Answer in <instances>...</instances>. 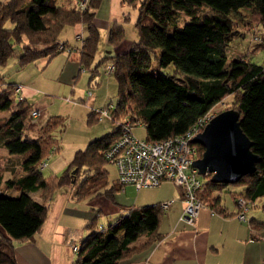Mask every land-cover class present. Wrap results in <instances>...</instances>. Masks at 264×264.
I'll return each instance as SVG.
<instances>
[{"label":"trees","instance_id":"trees-1","mask_svg":"<svg viewBox=\"0 0 264 264\" xmlns=\"http://www.w3.org/2000/svg\"><path fill=\"white\" fill-rule=\"evenodd\" d=\"M122 1L137 7V37L127 50L102 57L108 59L107 65L114 63L112 72H106L117 81L118 98L107 114L116 126L90 139L84 149L76 150L59 171L45 174L39 161L54 145L52 154L58 149L54 129L62 124V116L49 115L37 136L28 135L25 128L32 105L15 97L14 85L0 71V111H8L0 122L3 145L11 153L23 154L20 176L12 169L11 175L4 177L5 166L0 167V264H18L15 240L29 238L41 226L47 215L46 201L59 187L76 182L74 194L81 197L108 183L104 150L119 136L126 118L133 125L141 120L147 138L162 139L186 131L216 102L231 95V107L239 110L240 125L251 139V149L259 154L255 170L242 174L234 183L241 186L238 195L251 202L264 194V62L226 52V45L241 31L229 11L239 8L250 11L255 22L247 29L264 47V37L256 31L258 24L264 25V0ZM100 2L84 0L80 5L78 0V6H74L63 0H0V64L15 53L17 67L43 56L49 60L58 51L68 53L73 46L61 39L60 32L66 25L81 23L83 32L78 33L81 39L76 47L78 60L89 67L98 48L100 34L93 18ZM201 6L209 10L197 12ZM122 18L108 29L107 39L111 43L124 36L123 21L129 14ZM169 64L170 72L155 70ZM195 143L200 155L203 145ZM112 181H117L119 187L124 184L118 179ZM202 181L205 204L211 200L221 210L219 195H211V190L227 182L210 177ZM14 185L18 192H7ZM32 190H38L40 200L29 193ZM158 203L130 205L125 214L102 227L95 226L96 216L91 217L86 223L90 230L81 238L71 264H119L121 258L148 245L160 235L157 226L163 208ZM248 221L254 232L264 227V218L252 216ZM141 233L148 236L134 244Z\"/></svg>","mask_w":264,"mask_h":264},{"label":"crops","instance_id":"crops-1","mask_svg":"<svg viewBox=\"0 0 264 264\" xmlns=\"http://www.w3.org/2000/svg\"><path fill=\"white\" fill-rule=\"evenodd\" d=\"M63 1L68 5L78 6V0ZM103 1L101 0V2ZM114 1L123 2L122 0ZM106 2L107 8L110 9L108 10L109 14L99 17L97 7L93 21L97 26L104 22V25H107L108 33V29L114 21H122L125 10H111L110 3L113 0H106ZM72 25L73 27L69 28L71 29V39L61 37L62 40H66L70 46H73L68 53L58 51L45 62V59L39 63L29 61L7 77L9 79L7 82L13 85L21 84L19 92L23 95L25 104L36 105L40 108L36 120L29 121L25 128V132L30 136L35 137L39 134L40 126L49 116L45 111L44 101L46 102L47 97H50V101L53 100L55 94L49 93L48 90L67 91L66 85H70L71 91H73V82L79 80L82 74L87 72V69L89 70L87 88L90 87V93L83 90V93L78 97L67 95L65 99L71 102L74 108L79 106L83 113L88 108L86 118L83 116L84 114H81V120L84 123L86 119V125L106 118L112 123V129L116 126L111 115L97 116V113L91 111V106L99 107L108 101L114 102L112 98H108V94L109 92L113 93L117 81L115 77V84L111 81L110 74L106 72L108 59H102V57L127 50L137 36L119 37L114 43L108 41L110 47H107L103 56L94 64L93 59L89 67H84L78 60L76 48L80 44L78 40L81 39L78 33L83 32V27L81 23ZM73 40L77 43L70 44L69 42ZM56 56L58 57L54 60ZM96 85L98 89H94ZM78 87L83 89L82 86ZM99 89H102L103 92L101 93ZM7 114L6 110L0 111V122ZM57 133L58 129L55 134ZM87 141V139L80 138L72 141L65 149L62 147L64 144L60 145L59 143L58 149L49 156L45 166H48L53 172L59 171L71 160L76 150L84 149L87 146ZM22 156V153H11L6 149L3 145V135L0 133V167L5 166L4 177L11 175L12 169L17 170V177L23 173L20 168ZM82 176L81 173L78 179L80 180ZM106 179H108L107 176ZM114 179H117V174ZM112 180L108 179V183L98 188L97 192L81 197L74 194L76 182L59 187L46 201L47 215L41 226L29 238L15 240L17 263L71 264L76 256V251L71 248L69 241L72 240L79 244L81 238L90 230L86 223L91 217L104 214L106 221L103 222L102 227L108 222L115 221L120 214H125L130 205L154 203L172 198L171 204L163 209L157 226V232L160 235L148 245L135 249L129 256L121 258L119 264H264V227L254 232L248 221L252 216L240 219L236 214L239 209L236 195L240 193L241 186L235 191L234 204L223 202L220 190L215 186L211 190V195H219L222 211L219 210V206L212 205L209 202L211 200L208 202L206 200V204L201 207L199 214L190 222L181 217L184 201L179 188L178 191L167 189L152 195L137 193L134 196H129L126 189L134 186L132 183H125L119 187L117 181ZM167 180L164 179L161 182ZM17 183L18 181H16ZM111 185H114L112 190L107 192L106 189ZM9 191L16 193L18 189L14 185ZM29 193L37 200L41 199L38 190H32ZM107 216L109 220H107ZM147 236V233H141L133 243L139 244Z\"/></svg>","mask_w":264,"mask_h":264},{"label":"rangeland","instance_id":"rangeland-1","mask_svg":"<svg viewBox=\"0 0 264 264\" xmlns=\"http://www.w3.org/2000/svg\"><path fill=\"white\" fill-rule=\"evenodd\" d=\"M106 0L101 2V4L98 6V15L99 17L105 16V14H109L106 5ZM112 3V4H111ZM110 3V8L111 10H125V14H129V18L125 19L123 21V28L125 29L124 36L131 38L132 36H137V29L135 27L134 21L137 17V7L128 5L126 2H113ZM209 8L206 6H201L197 10L199 11H208ZM229 16L233 19L237 27L241 28L240 33H237L232 40L229 41V43L226 45V52L228 55H234V54H243L248 57V59L258 62V63H263L264 62V47L261 42H258V40L252 38V34L250 31L247 29L250 23L255 22V19L252 17L250 11L245 8H239V10L236 11H229ZM185 19H188V16L185 17ZM102 20V19H101ZM108 20V19H107ZM256 24V23H254ZM253 24V25H254ZM7 25H11V23L8 21ZM100 28V35H99V42H98V48L94 56V61L93 64L100 59L105 51L107 50V47H110V43L108 42L106 38L107 34V25H104L103 23H100L99 25ZM255 26V25H254ZM73 25H66L60 32V37H67V39H71V28ZM257 27V26H256ZM256 31L261 37H264V25L263 24H258V27L256 28ZM235 32V30H234ZM72 33L74 34L75 31L73 30ZM78 42H80L78 40ZM70 44L77 43L75 40L72 42H69ZM109 45V46H108ZM16 52H18L20 46L17 44L16 46ZM67 53V52H63ZM58 56H56L55 59H57ZM42 59H45L47 61L46 57H39L36 60L32 61L35 63H39ZM18 67L16 66V53L13 54L7 62L3 65L0 64V71L3 72L4 74V79L8 81L7 77L12 74ZM101 68V66H100ZM161 69L163 71L170 72L172 70V66L169 64L165 67H155L156 69ZM87 72L82 74L81 78L77 81L73 82V91H71V86H67V91H62V90H57L54 91L55 89L48 90V92H52L55 94L53 96V100L50 101V97L46 98V102L44 101L45 105V111L49 115H60L62 116L63 122L62 124L58 127V143L62 145V147L65 149L66 147L69 146V144L72 141L79 140L80 138L82 139H87L88 141L90 139L99 137L103 135L104 133L112 130V123L109 122V120L106 118H103L102 120H97L94 122L89 123V125H86V119L85 123L84 121L81 120V114H84L83 116H87L88 113V108L86 110L82 111V109L79 106L73 107L72 103L69 102L68 100L65 99V96L69 97H78L83 93V90H87L88 86V69L86 70ZM111 76V81L115 84V79L114 75L110 74ZM102 84L104 85L105 82L103 81ZM101 85V84H100ZM78 86H82L83 89H81ZM99 87V86H98ZM117 87V84H116ZM115 87V90L113 93L109 92V97L112 98L113 101H116L118 98V93L117 89ZM90 88V87H88ZM98 89L97 85L94 87V89ZM64 90L66 88H63ZM99 91L102 93L103 90L99 89ZM111 93V94H110ZM17 97V96H15ZM50 101V102H49ZM232 104V96L228 95L226 98H224L221 101L216 102L212 107H211V112L215 114L221 109H224L226 107H231ZM85 108V107H84ZM133 132L139 136V137H146V128L144 123L141 122V120H137L134 122V126L132 128ZM57 129H54V132L56 133ZM54 133V134H55ZM55 134V135H57ZM87 141V142H88ZM104 166L107 168V177L108 179L112 180L116 177L117 171H116V166L114 162L112 161H106ZM43 170L45 174L49 172H53L48 166H43ZM199 177L201 180H205L208 177H210V173H199ZM167 189H175L178 191V187L171 181L167 180L164 182H161L158 185H151V186H143L140 187L139 189H136L134 186H130L126 189V193L129 196H134L137 193L139 194H144V195H152L153 193H159L160 191H165ZM217 189L220 190V195L221 198L223 199L222 201H226L227 203H232L234 204V195L235 191L240 189V184L239 183H234V182H227L225 184H221L220 186H217ZM7 192L8 189H6ZM218 190V191H219ZM237 196V195H236ZM249 209L246 211V216H253L259 219L264 218V194L255 198L252 202L249 201ZM108 215V214H107ZM106 219V216L104 214H98L95 217L94 224L97 227H101L104 221ZM107 220H109V217L107 216Z\"/></svg>","mask_w":264,"mask_h":264},{"label":"built area","instance_id":"built-area-1","mask_svg":"<svg viewBox=\"0 0 264 264\" xmlns=\"http://www.w3.org/2000/svg\"><path fill=\"white\" fill-rule=\"evenodd\" d=\"M83 5L84 0H79ZM59 47L62 43L59 42ZM114 63L106 66L107 72H112ZM21 84L16 83L13 87L19 99ZM87 93L91 89L87 88ZM114 106L108 101L99 107L91 106V111L97 116L107 114ZM29 121H35L40 108L32 105L29 110ZM213 115L211 110L199 116L197 120L186 131L162 138L149 139L137 136L132 128L133 123L126 118L121 123V132L104 150L105 157L116 165L117 179L121 183H132L136 188L141 186L157 185L162 180L168 179L180 188L184 208L181 217L192 222L199 214L202 206L205 205L202 199L203 181L199 177L197 167L193 159L198 157V148L192 136L201 130L209 118ZM56 146H53V149ZM53 149L45 158L39 161L40 166L47 164V158L52 154ZM172 202V198L159 201V206L166 209ZM239 206L237 217L246 219V211L249 209V200L244 195L236 196ZM71 248L76 251L79 244L69 241Z\"/></svg>","mask_w":264,"mask_h":264},{"label":"water","instance_id":"water-1","mask_svg":"<svg viewBox=\"0 0 264 264\" xmlns=\"http://www.w3.org/2000/svg\"><path fill=\"white\" fill-rule=\"evenodd\" d=\"M240 112L226 107L213 114L192 140L203 145L193 159L199 173L210 172L217 182H234L256 168L259 154L250 147L251 139L240 125Z\"/></svg>","mask_w":264,"mask_h":264}]
</instances>
